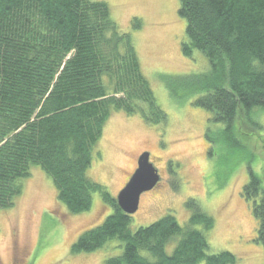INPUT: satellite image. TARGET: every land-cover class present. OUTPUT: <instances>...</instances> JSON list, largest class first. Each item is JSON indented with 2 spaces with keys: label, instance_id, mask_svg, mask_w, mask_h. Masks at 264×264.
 <instances>
[{
  "label": "trees",
  "instance_id": "16d2710c",
  "mask_svg": "<svg viewBox=\"0 0 264 264\" xmlns=\"http://www.w3.org/2000/svg\"><path fill=\"white\" fill-rule=\"evenodd\" d=\"M186 20L185 56L209 59L205 73L168 77L197 95L193 105L212 113L229 132L240 115L264 110V0H179ZM140 19H134L139 29ZM189 96V95H188ZM113 111L165 124L169 114L144 73L130 34L101 0H0V209L14 207L32 166L55 181L57 200L72 214L89 211L99 193L114 212L74 242L73 252H93L110 239L123 242L107 264H235L230 251L209 254L215 227L195 199L181 224L171 213L130 230L125 213L105 185L89 178L95 145ZM244 191L253 203L264 245V186L251 169ZM180 239L169 253L174 237Z\"/></svg>",
  "mask_w": 264,
  "mask_h": 264
},
{
  "label": "rangeland",
  "instance_id": "374dc122",
  "mask_svg": "<svg viewBox=\"0 0 264 264\" xmlns=\"http://www.w3.org/2000/svg\"><path fill=\"white\" fill-rule=\"evenodd\" d=\"M101 1L112 7L119 27L132 37L142 69L169 117L165 124L152 125L139 114L113 111L95 145L89 178L105 185L115 198L138 166L137 159L148 151L161 180L141 195L130 230L169 213L185 223L193 213L186 206L192 198L215 219V227L207 233L209 254L225 250L238 257L235 264H264L253 203L244 191L249 167L264 186V110L240 115L228 132L224 123L210 120L211 112L193 105L197 95L179 90L180 99L172 98L169 76L211 68L200 51L194 50L192 57L182 51L187 24L178 14L179 0ZM134 19H140L139 29ZM30 170L14 207L0 209V264H107L123 253L124 244L118 239L93 252H73L84 231L102 224L114 209L95 192L89 211L72 214L57 200L52 177L40 166ZM179 239H172L169 253Z\"/></svg>",
  "mask_w": 264,
  "mask_h": 264
},
{
  "label": "water",
  "instance_id": "95a60500",
  "mask_svg": "<svg viewBox=\"0 0 264 264\" xmlns=\"http://www.w3.org/2000/svg\"><path fill=\"white\" fill-rule=\"evenodd\" d=\"M151 154L143 152L138 159V167L127 181L124 188L117 195L119 207L132 215L139 209L141 195L157 187L161 179L157 167L150 161Z\"/></svg>",
  "mask_w": 264,
  "mask_h": 264
},
{
  "label": "flooded vegetation",
  "instance_id": "af4514ba",
  "mask_svg": "<svg viewBox=\"0 0 264 264\" xmlns=\"http://www.w3.org/2000/svg\"><path fill=\"white\" fill-rule=\"evenodd\" d=\"M137 163H138V159H137ZM137 163H136V164H137ZM135 169H136V168H135ZM159 174H160V173H159Z\"/></svg>",
  "mask_w": 264,
  "mask_h": 264
}]
</instances>
